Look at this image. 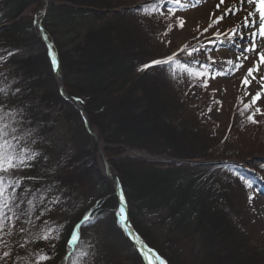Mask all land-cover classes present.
<instances>
[{"label":"trees","instance_id":"obj_1","mask_svg":"<svg viewBox=\"0 0 264 264\" xmlns=\"http://www.w3.org/2000/svg\"><path fill=\"white\" fill-rule=\"evenodd\" d=\"M44 4L0 3V48L25 49L0 74V100L22 122L19 147L30 150L25 155L37 153L20 170V186L8 189L23 215L4 236L9 246L0 247L18 258L11 264H60L67 255L64 264H146L119 221L118 198L99 167L102 158L79 107L59 93L34 21ZM157 10V1L128 7L127 0H46L41 25L57 52L65 96L84 108L117 176L133 231L160 259L264 264L259 230L240 217L249 205L245 184L264 192V166L257 161L264 156L257 137L264 126H254L247 119L250 108L242 112L240 105L222 135L199 115L200 104L186 93L200 84L197 71H207L203 62L179 56V63L144 67L171 56L160 39L168 26ZM54 111L67 125V143L54 134ZM137 151L215 164L177 165L130 155ZM94 207L71 250L70 233ZM161 214V221L149 220ZM21 226L25 231L17 230Z\"/></svg>","mask_w":264,"mask_h":264},{"label":"rangeland","instance_id":"obj_2","mask_svg":"<svg viewBox=\"0 0 264 264\" xmlns=\"http://www.w3.org/2000/svg\"><path fill=\"white\" fill-rule=\"evenodd\" d=\"M114 1L121 2L123 0ZM153 1H157V13L162 18L163 22L168 26L165 31L167 32V35H165V32H163L160 36V39L170 46V55L178 52L179 55L177 57L181 56L184 59L203 62V64H209V57H211L216 63L207 69V73H214L217 70H222L223 67L226 66L224 62L227 60H232L233 64L243 63L244 65L243 68H241L239 71H235L234 74L230 73L227 75H216L215 79L209 78L207 80V87L202 86L204 81L201 79V82L198 86H195L191 88L190 91H187V99L196 101L197 105L200 104L199 108H197L199 115H202L204 120L209 121L214 126H216L217 133L222 135L228 130L227 118L231 116L234 107L238 105L244 106L245 104H249L251 112L248 115L254 113L256 108L261 110L259 114L254 116V119L257 121L256 123H253L254 126H264V93H262L261 98L255 105H251L252 97L256 95L257 91L261 90V85L264 84V81L261 80V77H264V64L260 66L259 71L253 73L256 79L252 80V82L245 87L242 85V81L247 73V69L252 65L253 59H258V57H256L255 54L251 52L244 53L243 55L249 56V59L243 60L241 50L236 48L234 45L238 42L244 46H247L248 41H234L233 43L225 42L223 44L217 41L214 47L209 43L210 34L217 29L223 30L240 26L242 24L243 18L247 15V12L249 10L255 11L254 5L245 2L235 15L229 13V15L225 17L224 20H222L219 24L214 25L212 28H208L209 24H211L216 19V17L221 14L222 9L234 5L239 6L240 0H224L223 4L220 3V0H181L176 14L171 16L166 11V7L162 3V0H127V4L128 7H139ZM218 4L220 5L219 9L217 8ZM172 6L174 5H167V7ZM122 8L125 7H119V9ZM161 12L164 14L161 15ZM44 16H40L39 13L34 17L36 27L40 19L42 23ZM177 17L183 19V28L178 26ZM255 19L258 22V15L255 17ZM96 23L97 22H94V24ZM169 27H171V31H168ZM206 28H208V32L204 31ZM78 31L79 33H83L85 29L82 26V28L80 30L78 29ZM240 31L245 36L248 35V31L243 27H240ZM29 36H31V34H29ZM185 45H188L189 47L195 46L200 49V52H194L191 56L187 55L186 51L180 52L179 50L184 48ZM202 45H207V51L204 47H202ZM24 51L25 49L20 50L19 53V51L12 47L0 48V74L5 73L11 67L10 62L15 55H21L24 53ZM237 56H241L240 61L236 60ZM249 79H251V77H249ZM181 80L182 79L180 78V81ZM206 95L210 96V101H206ZM209 109H211V111H209ZM52 119L54 122L53 131L55 136L61 141L67 143L69 135L66 123L59 119L56 111L52 113ZM257 137H261L260 141L264 142L263 132L262 134L258 133ZM263 148L262 151L264 152ZM69 152H71V155H73L74 149L70 147ZM257 161L261 162L259 163L261 166H264V156L260 157ZM99 167L104 175V178L110 182L105 169L101 166ZM112 186L114 187L113 184ZM245 191L247 197L249 198V205L244 206L242 213H240V217L243 219V222L245 225H247V227L251 226L253 230H259L260 237L258 239L264 240V192L255 190L254 186L249 184H245ZM163 216L164 214H161L159 217H152L149 220H151V222L161 221L160 219H162ZM4 239L6 240V238ZM254 243H256V245H260L258 242ZM6 248L0 247V257H3ZM198 250L199 249H197L195 253H197ZM9 255L4 259H0V264L1 262H5V264H11L17 261L18 258H10ZM66 257L61 260L60 264H64L67 259Z\"/></svg>","mask_w":264,"mask_h":264},{"label":"snow or ice","instance_id":"obj_3","mask_svg":"<svg viewBox=\"0 0 264 264\" xmlns=\"http://www.w3.org/2000/svg\"><path fill=\"white\" fill-rule=\"evenodd\" d=\"M247 2L248 4L254 5L255 11L249 10L247 15L243 18L242 24L238 27H231L227 29H217L216 31L210 34L209 43L215 46V43L219 41L221 44L228 42L233 43L234 41H243L247 40L248 45L244 46L240 43H235V47L241 50L243 60H248L249 56L243 55L244 53H254L258 59H253L252 65L248 67L247 73L244 76L242 81L243 86L249 85L252 80H255L256 77L253 75L254 72L259 71L260 66L264 64V0H240L239 6L226 7L221 10V14L216 17V19L209 24L208 28H212L214 25L219 24L225 17L232 13L235 15L237 11ZM162 3L166 7L168 14L175 15L178 7L180 6L181 0H162ZM220 3L223 4L224 0H220ZM172 4L174 6L167 7V5ZM217 8H220V5H217ZM161 15L164 13L161 12ZM258 15V22L255 17ZM177 23L180 28H183L184 21L183 19L177 17ZM240 27H243L248 31V35L245 36L241 31ZM208 28L204 29L205 32H208ZM169 27L168 31H171ZM167 35V32H165ZM207 51V45H202ZM180 52H185L191 56L194 52H200V49L188 45H185L184 48L179 50ZM179 55L178 52L173 53L171 56L165 59H158L152 61L150 64L145 65L144 67H152L155 65L166 66L173 63H179L176 60V57ZM237 61L241 60V56L236 57ZM55 63V61H53ZM216 62L209 57V64H201V68L208 69L211 65H214ZM226 64L222 70H217L214 73H207L197 71V78L203 79V87H207V80L209 78L215 79L216 75H227L234 74L235 71H239L244 67L243 63L233 64L232 60H227L224 62ZM187 67V65H182ZM251 77V79H249ZM261 80L264 81V77H261ZM262 93H264V84L261 85V90L256 92V95L252 97L251 105H255L257 101L261 98ZM247 95V93H246ZM7 104L0 100V243H4L7 247L6 241H4V236L9 235L12 231V226L15 221L20 219V216L23 213L18 214L19 206L15 203L17 197L14 196V193L8 191L9 188H17L20 186V170L29 166V162L37 155L35 152L25 155V153L30 150L27 147H19L22 136L19 135V129L22 126L21 120L15 118V114L5 111ZM250 107L249 104L244 105L243 111H246ZM211 111V109H209ZM260 109L256 108L255 112L251 115H248L247 119L256 123L254 116L260 113ZM11 117V118H10ZM13 177H16L13 179ZM251 199V198H250ZM121 203H124L123 197H121ZM15 209V210H14ZM124 209H121L123 213ZM39 218V217H37ZM88 217H84V222H86ZM31 222V221H29ZM47 223V222H45ZM80 225L76 226V229L73 230L71 238L69 239V244H74L78 241V229ZM18 231H25L23 226L17 229ZM47 239V235L44 237ZM9 253L5 252L3 257L4 259L8 257ZM146 264H153V258L159 260V257L153 252L152 249H145L142 253ZM47 257H41V261L46 260ZM159 264H165L163 260H159Z\"/></svg>","mask_w":264,"mask_h":264},{"label":"water","instance_id":"obj_4","mask_svg":"<svg viewBox=\"0 0 264 264\" xmlns=\"http://www.w3.org/2000/svg\"><path fill=\"white\" fill-rule=\"evenodd\" d=\"M46 13V0H45V4L44 7L42 9V11L40 12V16H44ZM37 29L41 35V38L44 42V45L47 49V53L50 59V63L54 72V76H55V80L58 83L59 86V93L61 94L62 97H64L65 99L69 100L72 103H75L80 110V113L82 115L83 118V122H84V126L86 128V130L88 131V133L93 137L94 139V143L98 149V153L100 155V157L102 158V163H103V167L105 169L106 174L109 177L110 182L114 185V191H115V195L118 198L119 204H120V223L128 237V239L134 244V246L136 247V249L142 254L143 251L145 249H149L144 242L135 234V232L133 231L129 220H128V215H127V206H126V202L124 200V196L122 193V190L120 188L118 179L116 174L113 172V170L110 168V166L108 165L106 159L103 157L102 155V151H101V146L97 141V137L96 134L94 132H92L89 129L88 123H87V117H86V113L84 108L81 106L80 102L76 101L75 99L72 98H68L65 96L64 93V80H63V76L61 74L60 71V66H59V61L57 58V54L54 50V46L53 43L51 41L48 40L46 34L44 33L42 27H41V19L39 20V22L37 23ZM53 61H55V63H53ZM133 157H143L147 160L150 161H154V162H166V163H173V164H177V165H190V166H198V165H212L215 164V162H199V161H178V160H173V159H169V158H165V157H152L147 155L146 153H142V152H132L130 154ZM121 197H123L124 203H121ZM95 209V207L93 209H91L86 215L88 218L90 217V215L92 214L93 210ZM121 209H124L123 213L121 212ZM88 220V219H87ZM84 223V218L82 219V221L80 222V225ZM157 256V255H156ZM160 260V259H159ZM159 260L153 258V264H159Z\"/></svg>","mask_w":264,"mask_h":264}]
</instances>
